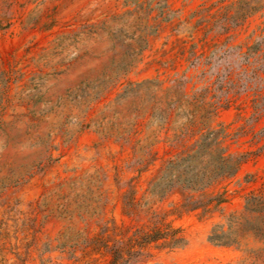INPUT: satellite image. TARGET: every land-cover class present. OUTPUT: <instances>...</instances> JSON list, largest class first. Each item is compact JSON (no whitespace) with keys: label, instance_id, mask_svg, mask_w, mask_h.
I'll list each match as a JSON object with an SVG mask.
<instances>
[{"label":"rangeland","instance_id":"rangeland-1","mask_svg":"<svg viewBox=\"0 0 264 264\" xmlns=\"http://www.w3.org/2000/svg\"><path fill=\"white\" fill-rule=\"evenodd\" d=\"M0 264H264V0H0Z\"/></svg>","mask_w":264,"mask_h":264},{"label":"trees","instance_id":"trees-1","mask_svg":"<svg viewBox=\"0 0 264 264\" xmlns=\"http://www.w3.org/2000/svg\"><path fill=\"white\" fill-rule=\"evenodd\" d=\"M207 139L211 140V142L208 143V147L209 148L216 147V148H218V151H219L218 166H217V170H216L217 171L216 175L214 177L210 178L205 173L200 174L199 172H195L191 176H189V174H187V172H181L179 174H172V176L175 177L177 182H180V184H183V185L188 186V187L196 186V185L197 186H206L218 177L234 175L236 173L240 163L237 162L234 166H232V167L230 166L231 160L225 156L224 149L222 148V142L219 141V136H217L216 133H213V132L208 133L205 136L204 140L201 141L197 145L198 150H200L203 147L204 142H206ZM197 154H198V151L195 153V155L188 156L186 159H184V161L187 162L188 160L194 158Z\"/></svg>","mask_w":264,"mask_h":264}]
</instances>
